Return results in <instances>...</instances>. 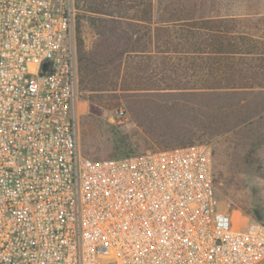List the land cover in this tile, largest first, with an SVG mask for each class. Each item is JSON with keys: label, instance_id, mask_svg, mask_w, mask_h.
<instances>
[{"label": "built area", "instance_id": "obj_1", "mask_svg": "<svg viewBox=\"0 0 264 264\" xmlns=\"http://www.w3.org/2000/svg\"><path fill=\"white\" fill-rule=\"evenodd\" d=\"M76 0H0V264H261L213 150L81 151Z\"/></svg>", "mask_w": 264, "mask_h": 264}, {"label": "rangeland", "instance_id": "obj_2", "mask_svg": "<svg viewBox=\"0 0 264 264\" xmlns=\"http://www.w3.org/2000/svg\"><path fill=\"white\" fill-rule=\"evenodd\" d=\"M201 1L212 5L214 14L228 18L229 28L239 33L237 40L246 52L230 64L235 66L233 61L237 62L241 68L242 75L236 79L244 87L194 91L84 90L78 43L81 39L90 49L97 34L87 17L82 16L84 11L76 6L81 151L94 159H106L129 155L126 152L135 155L191 143L209 144L220 206L239 221L264 224V0ZM208 10L203 9L202 14ZM218 66L215 61L205 63L197 59L194 66L184 69L167 71L159 67L158 77L164 85L173 80L201 86L205 79L214 83L218 81L215 79L226 77L212 74ZM110 73L105 78L108 83L116 81L113 70ZM102 81L94 78L89 86L98 88Z\"/></svg>", "mask_w": 264, "mask_h": 264}, {"label": "trees", "instance_id": "obj_3", "mask_svg": "<svg viewBox=\"0 0 264 264\" xmlns=\"http://www.w3.org/2000/svg\"><path fill=\"white\" fill-rule=\"evenodd\" d=\"M76 6L84 11L82 16L87 17L97 34L90 49H86L83 40L78 43L84 90L194 91L244 87L236 79L242 75L241 68L237 62L233 61L235 66L230 64L246 52L237 40L239 33L229 28L228 18L214 14L212 5L204 1L76 0ZM205 8L209 10L202 14ZM197 59L205 63L215 61L219 66L214 67L212 74L226 77L215 79L218 81L214 83L205 79L201 86L173 80L164 85L158 77L159 67L167 71L184 69L194 66ZM112 70L116 81L108 83L105 78ZM97 77L103 79L102 86L90 87L89 83Z\"/></svg>", "mask_w": 264, "mask_h": 264}]
</instances>
